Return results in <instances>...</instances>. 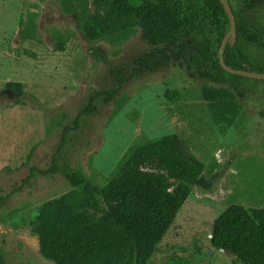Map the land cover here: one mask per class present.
Returning a JSON list of instances; mask_svg holds the SVG:
<instances>
[{
    "label": "rangeland",
    "instance_id": "obj_1",
    "mask_svg": "<svg viewBox=\"0 0 264 264\" xmlns=\"http://www.w3.org/2000/svg\"><path fill=\"white\" fill-rule=\"evenodd\" d=\"M232 3L239 9L243 1ZM246 18L264 32V0ZM28 20L36 23L32 32ZM243 47L252 58L264 54L256 44ZM150 50L140 30L117 41H87L62 0H0V249L7 264H56L41 254L31 221L42 204L71 191L64 165L105 185L130 146L171 133L204 162L213 187L193 188L147 264H240L210 238L228 203L264 207V80L215 84L175 59L156 72L139 71L106 102L120 68H137L135 60ZM9 81L23 83L20 98ZM216 88L227 90L221 105L205 97ZM93 97L96 110L84 114ZM219 108H238L224 131L214 119ZM54 163L56 173L38 171Z\"/></svg>",
    "mask_w": 264,
    "mask_h": 264
},
{
    "label": "trees",
    "instance_id": "obj_2",
    "mask_svg": "<svg viewBox=\"0 0 264 264\" xmlns=\"http://www.w3.org/2000/svg\"><path fill=\"white\" fill-rule=\"evenodd\" d=\"M242 1L236 9L230 0L237 32L235 42L225 46V62L233 68L264 72V54L252 58L243 47V42H249L264 51V32L246 18L259 0ZM62 4L76 14L89 42L117 41L140 30L141 39L151 46L135 60L137 68H120L118 86L106 92V102L139 71L156 72L175 59L191 76L215 84L244 78L219 64L221 42L230 28L220 0H84L77 4L62 0ZM32 15L35 18L36 13ZM25 27L32 32L36 23L28 20ZM58 46L63 48L62 39ZM6 87L17 98L24 94L20 81H9ZM226 95V89L216 88L205 97L221 105ZM171 98L176 100L177 94ZM94 101L90 99L84 114L96 110ZM237 110L216 111L214 119L221 131L233 123ZM261 115L264 118V112ZM206 169L176 133L130 146L105 185L93 182L81 168L64 165L60 171L71 191L42 204L31 221L41 254L56 264H147L193 188L208 191L213 187ZM38 171L48 175L59 168L54 163ZM210 241L213 247L230 251L237 263L264 264V207L228 203L213 222ZM0 264H7L1 249Z\"/></svg>",
    "mask_w": 264,
    "mask_h": 264
},
{
    "label": "water",
    "instance_id": "obj_3",
    "mask_svg": "<svg viewBox=\"0 0 264 264\" xmlns=\"http://www.w3.org/2000/svg\"><path fill=\"white\" fill-rule=\"evenodd\" d=\"M220 1L223 4L224 9H225V11L229 17V20H230V28L227 31V33L225 34V36L221 42V46H220V51H219V55H220L219 64H220V66L224 70H226L232 74L246 76V77H250L253 79H257V80H264V72L253 71L250 69L233 68L225 62V57H224L225 46L227 45V43L233 44L235 42L236 32H237V21H236L230 0H220Z\"/></svg>",
    "mask_w": 264,
    "mask_h": 264
},
{
    "label": "bare ground",
    "instance_id": "obj_4",
    "mask_svg": "<svg viewBox=\"0 0 264 264\" xmlns=\"http://www.w3.org/2000/svg\"><path fill=\"white\" fill-rule=\"evenodd\" d=\"M35 245H37V243H35Z\"/></svg>",
    "mask_w": 264,
    "mask_h": 264
}]
</instances>
